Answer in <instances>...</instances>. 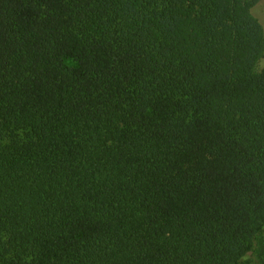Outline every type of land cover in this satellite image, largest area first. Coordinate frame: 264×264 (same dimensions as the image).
I'll return each instance as SVG.
<instances>
[{
  "label": "trees",
  "instance_id": "obj_1",
  "mask_svg": "<svg viewBox=\"0 0 264 264\" xmlns=\"http://www.w3.org/2000/svg\"><path fill=\"white\" fill-rule=\"evenodd\" d=\"M261 0H0V264H264Z\"/></svg>",
  "mask_w": 264,
  "mask_h": 264
},
{
  "label": "rangeland",
  "instance_id": "obj_2",
  "mask_svg": "<svg viewBox=\"0 0 264 264\" xmlns=\"http://www.w3.org/2000/svg\"><path fill=\"white\" fill-rule=\"evenodd\" d=\"M256 15L264 21V0H261L257 7L255 8Z\"/></svg>",
  "mask_w": 264,
  "mask_h": 264
}]
</instances>
